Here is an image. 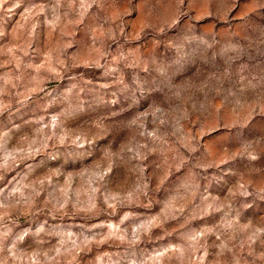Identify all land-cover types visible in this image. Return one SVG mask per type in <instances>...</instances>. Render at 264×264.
Returning <instances> with one entry per match:
<instances>
[{
  "label": "clouds",
  "instance_id": "clouds-1",
  "mask_svg": "<svg viewBox=\"0 0 264 264\" xmlns=\"http://www.w3.org/2000/svg\"><path fill=\"white\" fill-rule=\"evenodd\" d=\"M0 264H264V0H0Z\"/></svg>",
  "mask_w": 264,
  "mask_h": 264
},
{
  "label": "rangeland",
  "instance_id": "rangeland-1",
  "mask_svg": "<svg viewBox=\"0 0 264 264\" xmlns=\"http://www.w3.org/2000/svg\"><path fill=\"white\" fill-rule=\"evenodd\" d=\"M16 11H20V10L18 9V10H16ZM17 21H19L20 23L24 24L26 28H27V27H30L29 22L26 21V20H22L21 17H20L19 15H15V16H13V17H12V22H13V23H16Z\"/></svg>",
  "mask_w": 264,
  "mask_h": 264
}]
</instances>
